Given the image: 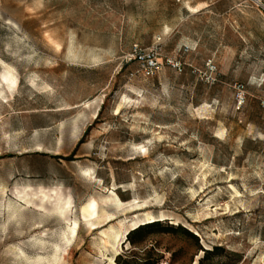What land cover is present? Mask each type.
Listing matches in <instances>:
<instances>
[{
    "label": "rangeland",
    "instance_id": "obj_1",
    "mask_svg": "<svg viewBox=\"0 0 264 264\" xmlns=\"http://www.w3.org/2000/svg\"><path fill=\"white\" fill-rule=\"evenodd\" d=\"M207 1L0 0V264H264V0Z\"/></svg>",
    "mask_w": 264,
    "mask_h": 264
},
{
    "label": "built area",
    "instance_id": "obj_2",
    "mask_svg": "<svg viewBox=\"0 0 264 264\" xmlns=\"http://www.w3.org/2000/svg\"><path fill=\"white\" fill-rule=\"evenodd\" d=\"M162 38L159 36L157 41L150 48H143L136 44L131 48V52L127 57V63L131 61L139 62L140 71L145 76L153 75L160 67V56L163 49ZM189 48L185 47V51ZM172 67L182 70V63L176 59H168ZM204 76L207 82L214 83L218 80V66L213 60H208ZM243 99V97H240Z\"/></svg>",
    "mask_w": 264,
    "mask_h": 264
},
{
    "label": "trees",
    "instance_id": "obj_3",
    "mask_svg": "<svg viewBox=\"0 0 264 264\" xmlns=\"http://www.w3.org/2000/svg\"><path fill=\"white\" fill-rule=\"evenodd\" d=\"M161 221H152V222H148L142 225H139L138 227L134 228L132 231H130L128 233V237L127 239L133 244H138L140 242H142L144 240V234H146L147 232H151L154 229H157L161 226ZM170 227V228H169ZM168 229L173 230V231H179L183 234H188L192 237H194L196 239V241L198 242V237L195 236L192 232L188 231L186 228L182 227V226H168ZM199 249L201 251L204 252V256L203 258L200 260L199 264H203V262L205 260H208L211 256H215L217 254H219L220 251H223L222 248L220 246H214L211 249H203L199 243H198ZM117 261L120 264H131L132 262H135V264H156V262H151L148 263L147 260H139V261H133L132 259H130V255L126 253L124 254H120Z\"/></svg>",
    "mask_w": 264,
    "mask_h": 264
},
{
    "label": "bare ground",
    "instance_id": "obj_4",
    "mask_svg": "<svg viewBox=\"0 0 264 264\" xmlns=\"http://www.w3.org/2000/svg\"><path fill=\"white\" fill-rule=\"evenodd\" d=\"M197 9H199V6H198ZM117 201L120 204V200L118 199ZM137 208H138V206H137ZM132 209H133V207H132ZM135 209H136V206H135ZM82 211H83L84 220L86 222H88L89 224L94 225L95 224L94 223V220H96L99 217V208H98L97 202L96 201H92L88 205L84 206L83 209H82ZM103 213H105V214L108 215L107 211H105V210H103ZM146 219L147 220H150V221H154L153 220L154 219V216L148 214V215H146ZM78 225H79V222L77 220H75L74 223H73V226L70 228V232H69L70 233L69 234L70 236H69V239L72 240V239L75 238ZM127 232H129V230ZM119 236H120V232L117 231L115 229V227H111L109 230L104 231L102 233V236H101V240H102V243L104 244V247L105 248L111 247L113 249V251H114L115 250V244H116V242H118L117 240L119 239ZM115 253L116 252H114V254L110 257V263L111 264H117L116 261L114 260Z\"/></svg>",
    "mask_w": 264,
    "mask_h": 264
},
{
    "label": "crops",
    "instance_id": "obj_5",
    "mask_svg": "<svg viewBox=\"0 0 264 264\" xmlns=\"http://www.w3.org/2000/svg\"><path fill=\"white\" fill-rule=\"evenodd\" d=\"M179 1H183L184 3H186L187 6L186 9L189 13H191L192 15L198 14L201 11L208 9L209 8V1L207 0H179ZM191 6V7H190ZM199 6V9H197ZM197 7V8H196ZM201 7V8H200ZM191 9V10H190ZM193 9V10H192ZM195 10V11H194ZM199 10V11H198ZM169 27H166V31H168ZM167 33V32H166ZM193 43L195 44L196 42L193 41ZM197 46V44H196Z\"/></svg>",
    "mask_w": 264,
    "mask_h": 264
}]
</instances>
